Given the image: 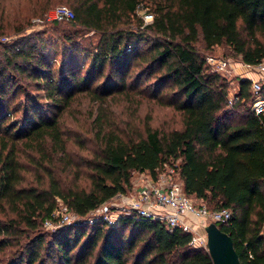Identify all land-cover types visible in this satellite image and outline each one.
Instances as JSON below:
<instances>
[{
  "label": "trees",
  "instance_id": "trees-1",
  "mask_svg": "<svg viewBox=\"0 0 264 264\" xmlns=\"http://www.w3.org/2000/svg\"><path fill=\"white\" fill-rule=\"evenodd\" d=\"M65 1L73 12L66 20L96 35L88 48L59 45L54 65L57 52L49 43L43 49L22 38L0 42V205L11 207V214L0 217V249L10 247L0 264H211L202 244L188 242L189 232L131 213L111 224L99 216L81 219L49 233L20 228L49 216L56 198L85 215L128 189L133 170L154 175L163 163L175 167L186 195L209 209H229V217L215 223L230 236L240 264H264V108L251 107L254 96L264 97V82L253 90L251 78L236 77L229 97L228 80L205 61L217 45L245 66L264 59V0H148L147 21L135 11L138 0ZM63 35L62 42L70 39ZM79 50L89 57L86 67L77 60ZM133 65L138 74L147 70L145 78L154 72L145 83L149 94L178 112L179 124L165 130L145 124L133 134L98 126L95 145L82 161L84 174L63 158L59 169L70 177L45 171L51 161L47 169L38 162L42 174L21 183L12 140L47 139L61 154L64 143L56 116L43 113L25 90L22 123L9 121V109L19 103L18 77L57 98L60 110L75 92L103 96L122 89Z\"/></svg>",
  "mask_w": 264,
  "mask_h": 264
},
{
  "label": "rangeland",
  "instance_id": "rangeland-1",
  "mask_svg": "<svg viewBox=\"0 0 264 264\" xmlns=\"http://www.w3.org/2000/svg\"><path fill=\"white\" fill-rule=\"evenodd\" d=\"M44 1L0 0V42L7 44L22 38L26 42H34L37 47L41 45L43 49L49 43L57 52L53 53V57L51 58V62L56 65L58 63L59 45L66 44L67 46H72L74 43H77L80 46L88 48V43L92 44L95 41L96 35L91 31H83L79 26L68 20L52 21L51 13L54 5L63 3L70 6L68 1L49 0L50 3L48 5L43 4ZM44 6L46 7L42 11H39ZM135 11L141 18L145 12L151 14L148 0H138ZM150 18L151 16H148L143 20L147 21ZM64 33L69 34L70 39L62 42L61 36L64 37ZM83 53V50L78 51L77 60H85L82 67H86L89 57L83 56ZM207 53L227 56L230 59V63L227 64L226 69L221 70V73L229 83V97L232 95V90L235 87V78L242 76V69L248 70L249 73L247 74L255 76L259 82H264V71L243 65L238 56L226 52V49L222 45L214 46ZM142 72L138 74V66L133 65L126 73L122 89L103 96H96L86 91L75 92L68 102L63 104L60 110L57 98L51 100L49 97H45V91L42 87L34 89L32 82L27 81L23 76H19V87L23 89L21 90L20 88L15 93L14 99L17 103L19 101V103L17 107L14 106L16 104L13 105L14 109H9L10 111L7 114L9 121L15 122V124L22 123L23 114L26 113L23 103H26V101L21 92L25 90L35 98L37 106L43 113L47 116L52 114L56 116L58 131H60V137L64 143V153L61 154L57 144L47 139L41 143L31 142L23 138L12 140L14 152L19 163V173L22 177L21 183L31 182L35 175L41 173L38 162L45 165L41 168L47 169L51 161L52 168H48L45 171H52L54 176L58 177L59 175H65L67 178L70 177L69 172L66 171L65 173V170L59 169L61 167L59 166V161L63 158L76 163L79 166V172L84 174L86 168L83 166L82 161L88 157L90 150L95 145V130L98 126L103 130L113 129L131 134L136 131L141 132L145 124L161 130L177 126L179 124L178 112L167 105L158 103L149 94V87L145 83L153 79L154 72L147 78H145L147 70H142ZM101 79L100 76L96 80L101 81ZM2 135L10 138V134L7 132ZM3 141L6 145L9 144L8 139ZM51 158L52 160H50ZM135 177L136 173L132 171L130 180ZM79 178L84 179L82 176ZM124 193L128 194V189ZM123 196L119 197V200L122 201ZM56 201L58 207L59 200L56 198ZM109 206L113 209L117 208V205ZM2 213H5V215L11 214V207L5 202L0 205V217ZM96 214L95 210L87 213L91 218ZM42 221L43 218L35 217L32 219L33 223L27 225L21 224L20 228L29 233L36 231L49 233L59 227L58 224H55V221H52L53 224L50 226L43 224ZM199 232L204 235L200 226ZM8 249L10 247L8 248L7 246L0 249V258L6 255ZM40 254H43L42 249L40 250Z\"/></svg>",
  "mask_w": 264,
  "mask_h": 264
},
{
  "label": "built area",
  "instance_id": "built-area-1",
  "mask_svg": "<svg viewBox=\"0 0 264 264\" xmlns=\"http://www.w3.org/2000/svg\"><path fill=\"white\" fill-rule=\"evenodd\" d=\"M72 16V8L66 4L58 3L52 8V19L66 20ZM148 16H151V14L145 12L142 18L145 20ZM205 61L210 68L217 71L226 69L227 64L230 63L227 57L211 54L205 56ZM247 66L264 71V59ZM259 83L258 79L251 78V89H258ZM228 101L230 102V99ZM251 107L254 112L264 108V97L254 96L251 100ZM133 171L136 173V177L130 180L128 194L124 193L126 190L115 193L92 209L97 212L92 217L99 216L107 224L113 223L120 214L126 213L158 219L169 230L173 227H178L189 232L190 238L188 242L194 245H203L204 235L199 232V226L201 227L205 221L222 222L229 217L228 208L209 209L203 202L186 195L182 190L181 180L174 166L163 163L162 168L156 169L154 175L145 170ZM122 195L124 196L121 201L119 197ZM117 197L118 200L116 201ZM109 205H117V208L113 209ZM81 219L90 222L91 216L87 215V213L79 215L69 210L59 200L58 207L56 205L50 215L43 218L42 222L50 226L53 224L52 221H55V224L61 226ZM262 229H264V223Z\"/></svg>",
  "mask_w": 264,
  "mask_h": 264
},
{
  "label": "water",
  "instance_id": "water-1",
  "mask_svg": "<svg viewBox=\"0 0 264 264\" xmlns=\"http://www.w3.org/2000/svg\"><path fill=\"white\" fill-rule=\"evenodd\" d=\"M201 228L204 233L203 246L210 257L211 264H240L231 238L225 231L212 220L205 221Z\"/></svg>",
  "mask_w": 264,
  "mask_h": 264
},
{
  "label": "crops",
  "instance_id": "crops-1",
  "mask_svg": "<svg viewBox=\"0 0 264 264\" xmlns=\"http://www.w3.org/2000/svg\"><path fill=\"white\" fill-rule=\"evenodd\" d=\"M242 71H243V73H242V75L243 76H246V77H249V78H254L255 76H253V75H248L247 73H249V71L248 70H244V69H242ZM256 78V77H255ZM256 79H258V78H256Z\"/></svg>",
  "mask_w": 264,
  "mask_h": 264
}]
</instances>
